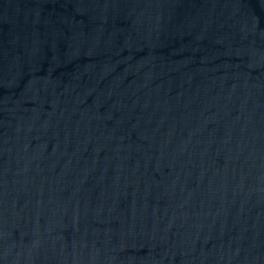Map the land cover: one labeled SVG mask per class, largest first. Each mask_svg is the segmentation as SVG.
Instances as JSON below:
<instances>
[{
	"label": "water",
	"instance_id": "95a60500",
	"mask_svg": "<svg viewBox=\"0 0 264 264\" xmlns=\"http://www.w3.org/2000/svg\"><path fill=\"white\" fill-rule=\"evenodd\" d=\"M0 264H264V0H0Z\"/></svg>",
	"mask_w": 264,
	"mask_h": 264
}]
</instances>
